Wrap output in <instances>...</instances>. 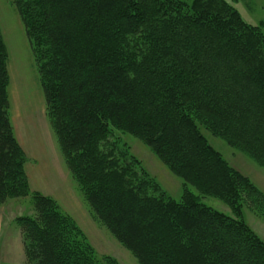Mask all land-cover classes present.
<instances>
[{
	"label": "trees",
	"instance_id": "16d2710c",
	"mask_svg": "<svg viewBox=\"0 0 264 264\" xmlns=\"http://www.w3.org/2000/svg\"><path fill=\"white\" fill-rule=\"evenodd\" d=\"M66 168L93 218L137 264H264V242L239 219L238 197L263 211L264 193L231 168L202 126L264 168V35L221 0H12ZM0 31V205L30 197L16 219L24 264H115L96 258L49 196L31 192L9 115ZM129 134L199 196L180 202L111 145Z\"/></svg>",
	"mask_w": 264,
	"mask_h": 264
},
{
	"label": "rangeland",
	"instance_id": "374dc122",
	"mask_svg": "<svg viewBox=\"0 0 264 264\" xmlns=\"http://www.w3.org/2000/svg\"><path fill=\"white\" fill-rule=\"evenodd\" d=\"M221 1L244 23L264 35V0ZM0 31L7 51L10 91L16 97L21 119L27 117L33 125L32 132L35 133V141L29 143L32 148L28 149L32 150V156L30 153L26 155L20 147L26 159L24 168L28 166L31 179L37 183L41 192L52 194L49 197L56 201L64 214L71 217L97 259L106 257L115 264H137L131 253L93 218L79 186L66 168L46 114L41 83L24 26L12 0H0ZM197 128L208 145L219 153L231 168L264 193V168L240 151L227 146L222 140L212 137L202 126ZM107 142L109 147L113 145L116 151L127 159L138 176H144L148 180L151 194L174 202H180L184 195L191 194L199 203L214 212L234 217L223 202L212 196H199L192 187L172 175L137 138L109 129ZM30 190L36 192L31 188ZM236 208L239 219L264 242L263 211L249 206L243 196L238 197ZM22 216H33L30 197L10 200L0 205V264H22L21 237L16 223V219Z\"/></svg>",
	"mask_w": 264,
	"mask_h": 264
},
{
	"label": "crops",
	"instance_id": "0c3cea01",
	"mask_svg": "<svg viewBox=\"0 0 264 264\" xmlns=\"http://www.w3.org/2000/svg\"><path fill=\"white\" fill-rule=\"evenodd\" d=\"M7 72H8V87H7V94H8V100H9V115H10V121L11 125L13 128V133L14 137L19 144V146L22 148V150L25 152V154L30 153L32 156V150H28L32 148L29 143L35 141V133L32 132L33 130V125H31L27 119V117L23 118L24 120L21 119L20 115V110L19 106L16 101L15 95L10 91L11 88V80H10V73L8 69V64H7ZM13 97V98H12ZM14 103V104H12ZM25 122H28V124H25ZM26 154V155H27ZM25 173L28 178L29 186L33 191L39 192L44 194L45 196H51L52 194H47L46 192H41L39 186H37V183L31 179V176L29 174L28 166H25ZM47 194V195H46ZM20 231V230H19ZM21 237V234H20ZM21 246H22V240H21ZM22 264L25 263V258H24V253H23V248H22Z\"/></svg>",
	"mask_w": 264,
	"mask_h": 264
}]
</instances>
